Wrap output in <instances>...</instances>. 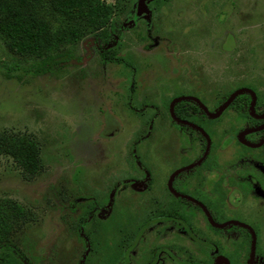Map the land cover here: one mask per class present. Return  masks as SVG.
<instances>
[{
	"label": "rangeland",
	"instance_id": "rangeland-1",
	"mask_svg": "<svg viewBox=\"0 0 264 264\" xmlns=\"http://www.w3.org/2000/svg\"><path fill=\"white\" fill-rule=\"evenodd\" d=\"M102 1L111 9L103 32L70 46L73 59L59 71L17 81L0 67V137L24 150L19 159L0 154V264H116L135 208L169 202L171 176L204 151L194 132L172 123L179 98L221 113L182 120L211 145L207 160L183 175L193 186L200 173L201 204L221 223L247 227L252 255L264 260V197L236 184L243 167L231 159L227 113L216 107L245 84L264 96V0H148L136 17L138 0ZM106 50L122 62L102 60ZM18 59L0 39V62L10 68ZM192 216L191 240L175 229L150 235L125 264L251 263L242 231L217 232L203 212Z\"/></svg>",
	"mask_w": 264,
	"mask_h": 264
},
{
	"label": "trees",
	"instance_id": "trees-1",
	"mask_svg": "<svg viewBox=\"0 0 264 264\" xmlns=\"http://www.w3.org/2000/svg\"><path fill=\"white\" fill-rule=\"evenodd\" d=\"M110 13L109 5L102 0H0V39L8 53L19 58L12 61L10 68L0 62V67L5 70L3 76L21 81L25 74L35 77L59 71L73 59L69 47L88 32H103ZM100 57L104 61L122 62V59L114 58V53L109 50L102 51ZM172 112L176 118L189 119L194 125L201 120L208 121L192 100L175 103ZM176 125L194 132L204 150L205 140L199 132L184 125ZM23 153L19 142L0 137V154L16 155L19 159ZM208 211L214 222L221 223L210 209ZM212 229L217 232L242 231L247 239L246 259L249 258L250 237L245 228L229 225L221 230ZM4 247L0 245L1 249ZM16 255L23 259L17 251ZM122 258L126 259L125 256ZM253 264H264V260L255 254Z\"/></svg>",
	"mask_w": 264,
	"mask_h": 264
},
{
	"label": "flooded vegetation",
	"instance_id": "flooded-vegetation-1",
	"mask_svg": "<svg viewBox=\"0 0 264 264\" xmlns=\"http://www.w3.org/2000/svg\"><path fill=\"white\" fill-rule=\"evenodd\" d=\"M136 12L137 9L132 13L131 16L136 17ZM236 56H238V54ZM239 91L241 92L235 95L232 100L228 103V105L222 110L223 112L227 113L225 124L227 127V134H229L227 135V138L228 136H230L231 138L229 139V144H231L230 140H234L236 145V150H234L235 155L233 154L231 159L235 163L241 164L243 167V169L235 171L237 174L236 184L245 195L251 197L253 196V198H259L261 196L264 197L263 93H259L253 85L245 84L235 88L234 90L228 93H225L223 95V98L225 99L222 103L218 101L216 107L221 108V106L233 94ZM196 105L198 106V104ZM219 116H221V113L218 114L216 118ZM184 126L190 127L187 125ZM200 157L194 160L193 164L198 161ZM207 157L208 153L199 165L187 170H183L179 172L176 176H174L172 179L170 178L171 189L169 188V182L168 185H166V192L168 195V199H170L169 202L163 204L154 199V201L150 203V208H135V211H133L134 217L131 218V222H133V225L135 226L134 232L131 235V239L129 241L130 243H128V245L124 248L122 245V239L118 242L117 253H119V256H117L116 264H125L126 259L124 260L122 257L125 256L127 258L128 253H131L133 250H136V248L138 247V243L143 241L150 235H155L156 237H165L169 235V232H171V230L174 231L175 229L178 230L177 234L182 236L183 238L191 240L192 237L195 236L191 233L190 227L194 225L193 223L195 221V218H193L192 216L193 210L198 211L200 213L203 212L202 209L199 207V205H202L201 175L199 172L195 173L192 186L190 184L191 181L189 183V180L183 175V173L194 171L196 168L202 165L203 162L207 160ZM189 165L192 164H187L183 168ZM218 172L219 171L217 170L206 171L207 174H211L212 176H216V174H219ZM148 189L150 188H147V190ZM205 208L208 210L207 207ZM121 230L122 228L120 227L118 229L119 233H121ZM124 234L127 235V232H125ZM217 258L214 260L215 264ZM149 264H157L156 257H154V259Z\"/></svg>",
	"mask_w": 264,
	"mask_h": 264
},
{
	"label": "water",
	"instance_id": "water-1",
	"mask_svg": "<svg viewBox=\"0 0 264 264\" xmlns=\"http://www.w3.org/2000/svg\"><path fill=\"white\" fill-rule=\"evenodd\" d=\"M146 1H148V0H138V2H137V12H136V14H135V16H138L140 13H144V12H146V8H145V2ZM241 91H239V92H237V93H235V94H233L222 106H221V108H220V110H223L227 105H228V103L232 100V98L235 96V95H237L238 93H240ZM183 100H192V99H188V98H179V99H175L172 103H171V105H170V114H171V118H172V120L175 122V123H177V124H181V125H187V126H190V127H192V128H194L195 130H197V131H199V133L202 135V137L204 138V140H205V149H204V151H203V154H202V156L200 157V159L198 160V161H196L194 164H192V165H189V166H187V167H185V168H182V169H180V170H178V171H176L172 176H171V179L174 177V176H176L179 172H181V171H183V170H187V169H190V168H192V167H194V166H197V165H199L201 162H202V160L205 158V156L207 155V153H208V150H209V147H210V141H209V139L207 138V136L202 132V131H200V130H198L197 128H195L194 126H192V125H190V124H187V123H185V122H183L182 120H179L178 118H176L175 116H174V114H173V112H172V107H173V105L175 104V103H177V102H179V101H183ZM192 101H194L196 104H198V106L202 109V111L204 112V114L207 116V118L208 119H214V118H216V116H218V114L220 113V112H218V114H209V113H206L205 112V110L199 105V103L197 102V101H195V100H192ZM219 110V111H220ZM171 179L169 180V188H170V182H171ZM171 189V188H170ZM199 207L202 209V211H203V213L205 214V216H206V218L209 220V223H210V225H211V227L212 228H215V229H222V228H224V227H226V226H228V225H234V226H239V227H242V228H245L246 230H248V232H249V234H250V252H249V260H250V264H252V262H253V255H252V253H253V248H254V242H253V239H254V236H253V234H252V232L247 228V227H245V226H243V225H241V224H239V223H237V222H228V223H224V224H219V223H215L212 219H211V216H210V214H209V212H208V210L204 207V206H202V205H199ZM224 261V259L223 258H217V260H216V264H219V263H221V262H223ZM224 264H226V262H223Z\"/></svg>",
	"mask_w": 264,
	"mask_h": 264
}]
</instances>
